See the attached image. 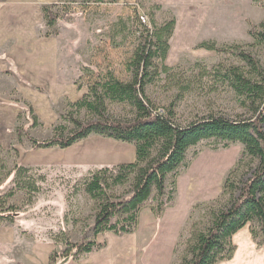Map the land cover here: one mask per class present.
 I'll use <instances>...</instances> for the list:
<instances>
[{"label": "rangeland", "instance_id": "rangeland-1", "mask_svg": "<svg viewBox=\"0 0 264 264\" xmlns=\"http://www.w3.org/2000/svg\"><path fill=\"white\" fill-rule=\"evenodd\" d=\"M44 8H50L49 11L57 19L52 28L47 27ZM33 10L32 37L36 42L30 46L27 41L31 59L28 57L25 61L27 64L44 62L49 66L54 76L47 75L42 79L55 81L56 84L59 82L62 94L57 97L54 96L56 93H50L46 98L40 92L41 97H38L42 101L38 102L39 105H31L28 99L18 100L21 114L13 122L10 105L14 101L13 96L18 95L9 85L11 76L0 72V209L11 207L16 212L12 224H0V231L4 230L9 239L14 236L13 243L0 245V264H25L30 247L34 244L52 246L51 258L58 253L64 255L63 250L67 256H72L74 245L102 241L107 235L93 236L97 203L77 188L96 169L132 163L133 147L90 135L67 149L44 150L33 148L28 137L39 142L49 140L56 136L55 128L59 125L64 126L62 135L66 136L74 129L67 118L69 115L80 122L92 120L93 116L88 111L76 110L73 105L87 95L94 81L109 77L123 83L131 80V59L139 43V28L142 29V25H147L149 21L153 28L175 20L174 32L178 25L185 33L199 29V35H194L193 39L189 35L188 50L185 52L177 54L180 45L186 41V35L180 39L176 35L172 41V64L168 67L174 68L170 80L177 86L166 85L161 75L146 91L148 99L160 112L173 103L176 118L183 124L209 115L232 119L246 113L228 89L220 84L215 85L211 80L200 82L199 71L195 68L197 63L208 70L218 65L244 67L245 64L235 58L198 49L196 46L199 43L238 46L254 56L264 69V46L256 45L249 35L251 28H257L264 22V0H42ZM140 17L145 18V24ZM16 27L20 29L21 24ZM11 30L16 32L14 26ZM32 37L28 36V40ZM1 63L15 64L10 66L16 71L14 61ZM158 64V61H154L155 66ZM186 79L192 85L189 92L177 88L184 85ZM35 114L39 123L33 119ZM105 114L113 119H128L133 116V110L128 105L106 101ZM63 117L66 119L63 120ZM210 146L203 142L189 151L188 158L194 152L198 155L187 170L178 173L173 204L165 209L159 220L149 209L152 199L141 210L149 212L156 226L164 220L168 229L173 227L175 245L178 242L179 245L168 264H179L184 249L182 242L187 235L186 221L192 207L211 202L219 196L222 180L242 150L240 145L215 151ZM204 161L218 164L215 175L219 180L214 191L191 198L183 208L186 179ZM15 167L28 170L40 187L39 193L31 195L20 189ZM171 182L170 177L165 181L166 194L171 189ZM127 190V185L114 188L110 195L121 196ZM176 209H181L179 220L177 216L173 217ZM175 221L177 223L173 226ZM62 235L73 247L55 243ZM150 253L153 258L156 256L155 251L147 246L139 257L147 259Z\"/></svg>", "mask_w": 264, "mask_h": 264}, {"label": "trees", "instance_id": "trees-1", "mask_svg": "<svg viewBox=\"0 0 264 264\" xmlns=\"http://www.w3.org/2000/svg\"><path fill=\"white\" fill-rule=\"evenodd\" d=\"M49 9L44 8L43 13L47 27L52 28L57 19ZM174 27L175 20H171L153 28L148 21L139 28V43L131 59V80L123 83L109 77L94 81L87 95L73 105L76 110L88 111L92 120L80 122L69 115L67 118L74 129L66 136L62 135L64 126L59 125L55 128V137L42 142L28 137V141L33 148L63 150L90 135H97L133 147L132 163L96 169L77 188L97 203L92 226L94 237L135 232L139 214L150 199L153 202L149 209L159 220L165 209L173 204L178 173L187 170L198 155L194 152L188 158L189 151L199 144L212 145V151L240 145L242 150L224 176L219 196L192 207L179 259V264L228 262L236 250L231 242L233 235L247 225L251 241L257 248L264 247V69L254 56L238 46L199 43L198 49L235 58L245 64L244 67L218 65L208 70L197 63L195 68L199 71L200 82L211 80L228 89L246 113L232 119L209 115L183 124L176 118L173 103L160 112L146 94L147 87L155 84L161 75L166 85L177 86L170 80L174 68L164 64ZM257 28H251L249 35L256 45L264 46V22ZM154 61L159 64L155 66ZM191 86L190 80L186 79L184 85L177 88L189 92ZM106 101L130 106L133 116L128 119L107 117ZM14 170L20 189L31 195L39 193L40 187L28 170L22 167ZM168 177L172 182L166 194ZM126 185L128 190L123 195H110L112 189ZM15 216L11 207L0 209V224H12ZM56 241L73 247L65 235ZM178 245L179 242L173 253ZM73 248L72 257H77L98 251L102 245L91 241Z\"/></svg>", "mask_w": 264, "mask_h": 264}, {"label": "crops", "instance_id": "crops-1", "mask_svg": "<svg viewBox=\"0 0 264 264\" xmlns=\"http://www.w3.org/2000/svg\"><path fill=\"white\" fill-rule=\"evenodd\" d=\"M42 0H0V61H14L16 63V71L11 69L10 65L5 63L0 64V72L8 73L11 76L9 85L15 89L17 97L13 96L14 100L10 105V110L13 112L12 121L21 114V104L17 101L22 100L31 103V105H39L38 102L42 101L38 96L44 93L47 98L50 93H56L54 96H60L62 94L59 87V82L56 84L55 81L49 79H42L47 75H53V70L49 66L45 65L44 62L30 63L27 64L25 59L30 58L28 53L31 50H27L28 42L29 45L33 46L36 42L33 39V28L31 23L34 22L35 6ZM20 16L22 17L21 20ZM21 24V28L17 29L16 26ZM16 28V32H12L11 28ZM177 26L172 38L169 43V50L166 54L164 64L165 66H171L172 58L170 57L172 41L178 35L180 39L184 35L186 37L177 51L185 52L188 50L187 41H189V35H199V29H191L186 32L181 31ZM186 30V29H185ZM178 32V33H177ZM28 36L32 37L28 40ZM31 59V58H30ZM173 66V65H172ZM55 87H58L55 89ZM13 91V90H12ZM35 104H32V103ZM33 107V106H32ZM33 118L37 123L38 117L36 114ZM183 198V208L188 204L187 197ZM179 202V201H178ZM180 210L176 209L173 212V217L177 216L179 220ZM173 223V226H175ZM169 227L164 220L156 226L155 222L151 219L149 212L143 210L139 214L138 228L136 232L128 235L116 236L113 234L105 235L104 240H97L96 244L102 245V248L98 251L91 252L89 254L79 255L72 257L71 254L66 255V251L63 250V254H57V256L51 258L53 254V247L44 244H34L30 247L29 258L25 259V264H168L172 255L173 248L175 246L176 238L173 236V227ZM148 229V230H146ZM151 236L148 237L147 235ZM99 237V236H97ZM14 236L9 239L7 233L4 230L0 231V245H7L13 241ZM102 238V237H100ZM14 242V241H13ZM12 242V243H13ZM55 242V241H54ZM232 244L236 250L233 258L228 262H222L218 264H264V247L257 248L251 241L248 225L239 230L231 239ZM57 244L63 242L56 241ZM149 247L151 251H155L156 256L153 258L151 253L148 258L139 257L142 249ZM36 248V250H34ZM40 254V256L36 255ZM62 255V256H61ZM32 261H31V260ZM146 259V260H145Z\"/></svg>", "mask_w": 264, "mask_h": 264}, {"label": "bare ground", "instance_id": "bare-ground-1", "mask_svg": "<svg viewBox=\"0 0 264 264\" xmlns=\"http://www.w3.org/2000/svg\"><path fill=\"white\" fill-rule=\"evenodd\" d=\"M217 168L218 164L213 165L207 161L200 162L195 170L187 177L186 184L183 186L184 191L182 196L187 197V200L189 201L191 198L201 197L203 195L209 194L214 189L215 184L219 180L218 176L215 175Z\"/></svg>", "mask_w": 264, "mask_h": 264}, {"label": "built area", "instance_id": "built-area-1", "mask_svg": "<svg viewBox=\"0 0 264 264\" xmlns=\"http://www.w3.org/2000/svg\"><path fill=\"white\" fill-rule=\"evenodd\" d=\"M140 21H141L143 24H145V23H146V21H145V18H144V17H140Z\"/></svg>", "mask_w": 264, "mask_h": 264}]
</instances>
